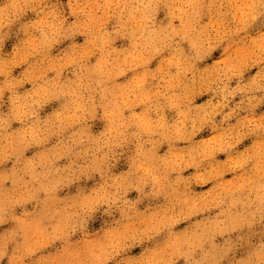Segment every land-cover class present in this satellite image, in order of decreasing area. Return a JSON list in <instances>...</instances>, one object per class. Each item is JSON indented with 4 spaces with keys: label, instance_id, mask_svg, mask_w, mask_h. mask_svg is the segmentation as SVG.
Segmentation results:
<instances>
[{
    "label": "clouds",
    "instance_id": "9594fccd",
    "mask_svg": "<svg viewBox=\"0 0 264 264\" xmlns=\"http://www.w3.org/2000/svg\"><path fill=\"white\" fill-rule=\"evenodd\" d=\"M262 108L264 0H0V264H264Z\"/></svg>",
    "mask_w": 264,
    "mask_h": 264
},
{
    "label": "rangeland",
    "instance_id": "374dc122",
    "mask_svg": "<svg viewBox=\"0 0 264 264\" xmlns=\"http://www.w3.org/2000/svg\"><path fill=\"white\" fill-rule=\"evenodd\" d=\"M78 40H82V38H78ZM215 56H218V52L217 53H215L214 54ZM206 98V97H205ZM199 102V101H198ZM260 111H264V108H262ZM210 133H208V132H205V133H203L202 135H205V136H207V135H209ZM219 158H223V157H219ZM135 195V193H131L130 194V196H134Z\"/></svg>",
    "mask_w": 264,
    "mask_h": 264
}]
</instances>
